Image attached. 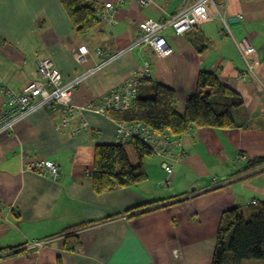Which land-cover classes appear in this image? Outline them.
<instances>
[{
    "label": "crops",
    "instance_id": "crops-1",
    "mask_svg": "<svg viewBox=\"0 0 264 264\" xmlns=\"http://www.w3.org/2000/svg\"><path fill=\"white\" fill-rule=\"evenodd\" d=\"M152 1L96 0L99 14L112 3L111 18L81 36L59 0H0V118L5 91H22L37 80V61L51 60L64 80L87 74L72 93L78 107L143 72L140 96L166 85L183 112L199 74L213 72L244 101L234 113L240 127L195 129L171 174L165 164L174 163L153 155L146 181L104 194L91 174L96 147L116 144L113 120L85 111L88 128L74 133L80 118L56 129L62 108H43L0 131V264H212L223 213L264 202V168L245 171L248 160L264 158V0L209 1L203 24L184 35L163 31L171 48L164 57L136 45L140 24L196 0ZM244 39L258 54L253 73L239 49ZM46 160L58 165L57 178L27 168Z\"/></svg>",
    "mask_w": 264,
    "mask_h": 264
},
{
    "label": "trees",
    "instance_id": "trees-1",
    "mask_svg": "<svg viewBox=\"0 0 264 264\" xmlns=\"http://www.w3.org/2000/svg\"><path fill=\"white\" fill-rule=\"evenodd\" d=\"M59 2L79 35L86 36L101 23L95 0ZM243 107L241 95L223 84L217 74L201 72L197 90L187 99L183 112L178 110L174 89L157 84L153 93L140 96L135 109L112 113V117L119 121L143 122L160 132L168 131L174 136H181L191 128H238L240 124L234 113ZM153 155L147 145L137 140L125 145H98L91 174L94 191L104 194L135 187L146 181L145 160ZM261 168H264V158H253L248 160L245 171ZM246 261L264 262L263 201L227 210L218 227L212 264H240Z\"/></svg>",
    "mask_w": 264,
    "mask_h": 264
},
{
    "label": "built area",
    "instance_id": "built-area-1",
    "mask_svg": "<svg viewBox=\"0 0 264 264\" xmlns=\"http://www.w3.org/2000/svg\"><path fill=\"white\" fill-rule=\"evenodd\" d=\"M131 1L142 7H148L153 3L152 0ZM209 1L213 0H196L193 6L183 9L168 19L161 21L147 20L141 23L139 28L142 30V33L138 37L136 45L150 47L159 57L168 55L171 48L167 39L163 36V31L173 28L175 34L184 35L193 28L203 24L210 19V12L207 7ZM105 7L106 11L102 12L100 16L101 19L107 21L111 18L110 13H113V5L112 3H107ZM242 18L240 17V19ZM239 49L248 65L249 73H253L258 59L256 49L248 39H244L239 43ZM79 51L81 57H85L88 54L86 46H82ZM99 53L101 55L104 54ZM104 57L110 60L115 56L104 54ZM36 68L37 80L31 82L20 92H15L12 89L5 91L4 103L6 110L2 112L0 118V131L14 129L17 123L43 108L54 110L57 107H61L64 117L62 122L56 126V129L67 126L76 118H80L81 124L74 130V133H76L88 128L87 121L81 118L85 111H90L113 120L112 113L132 111L136 108L140 98L139 79L143 77V72L136 73L133 77L125 80L97 101L85 107H78L73 104L72 93L85 79L87 74L68 81L64 80L61 72L54 66L51 60H38ZM247 76V73L241 75L244 79ZM115 125L116 144L125 145L134 140L144 143L151 149L154 155H158L174 163L173 165L165 164V170L169 174L174 171V165L184 155L183 138L192 135L195 131L194 128H191L187 134L174 136L168 131L160 132L138 121H115ZM27 168L29 170L36 169L37 174L42 177L55 179L59 176V167L52 161H38ZM165 184L169 185L170 181H166ZM255 203L256 201L251 204ZM43 244L42 242H35L33 246L41 248ZM174 254L175 256L179 255L178 251H174Z\"/></svg>",
    "mask_w": 264,
    "mask_h": 264
},
{
    "label": "rangeland",
    "instance_id": "rangeland-1",
    "mask_svg": "<svg viewBox=\"0 0 264 264\" xmlns=\"http://www.w3.org/2000/svg\"><path fill=\"white\" fill-rule=\"evenodd\" d=\"M111 115H112V114H111ZM112 118H113V117H112ZM113 121L115 122V121H119V120H115V119H113ZM147 161H149V159H147ZM241 170H242V168L239 169V171H241ZM219 178L223 179V177H220V176H219ZM172 181H173V180H172ZM165 183H166V181H165ZM165 183H164V184H165ZM252 262H255V261H252Z\"/></svg>",
    "mask_w": 264,
    "mask_h": 264
}]
</instances>
